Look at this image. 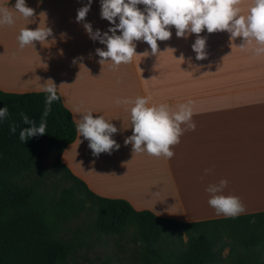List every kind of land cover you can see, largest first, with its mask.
<instances>
[{
  "label": "crops",
  "instance_id": "0c3cea01",
  "mask_svg": "<svg viewBox=\"0 0 264 264\" xmlns=\"http://www.w3.org/2000/svg\"><path fill=\"white\" fill-rule=\"evenodd\" d=\"M88 2L26 0L35 13L25 19L13 8L16 0H0V7L15 17L13 25L0 26V89L44 91L45 84L54 82L74 121L91 111L116 125L113 139L119 149L94 156L89 141L77 133L60 155L97 195L123 198L137 210L191 222L226 217L209 205L211 194L206 191L226 179L222 194L240 197L246 206L242 214L264 211V55L256 56L251 46L242 50V37L231 40L227 31L205 29L200 35L206 38L207 57L197 60L192 49L197 34L177 37L170 26L172 37L158 41V54L146 42H136L138 54L132 62L113 70L110 62L101 65L96 53L106 45L84 28L91 23L93 31L103 33L113 26L101 17V0H92L84 21L76 20L78 9ZM251 4L243 0L242 14ZM25 27H49L52 35L21 49L18 36ZM148 96L150 104L173 108L193 101L197 127L181 136L171 159L134 153L124 143L133 133V105L117 104V99Z\"/></svg>",
  "mask_w": 264,
  "mask_h": 264
},
{
  "label": "trees",
  "instance_id": "16d2710c",
  "mask_svg": "<svg viewBox=\"0 0 264 264\" xmlns=\"http://www.w3.org/2000/svg\"><path fill=\"white\" fill-rule=\"evenodd\" d=\"M46 96L45 91L0 89V108L8 109L7 116L0 119V264L63 262L71 245L57 236V230L84 207L86 200L94 207L97 231L120 234L133 226L144 244L146 258L158 259L160 264H222L226 246L243 251L234 264H264V253H260L264 250V211L186 222L158 216L147 209L137 210L123 198L90 191L60 159L77 135L72 114L61 96L44 117L47 132L21 141L20 131L29 126L23 122L22 114L38 126L46 108ZM12 125L16 126L15 133L10 131ZM52 154L56 155L57 167L80 184L84 194L77 196L64 190L55 199L42 186L21 183L24 173ZM223 236H231L234 245ZM169 237L172 241L166 244L164 240Z\"/></svg>",
  "mask_w": 264,
  "mask_h": 264
},
{
  "label": "clouds",
  "instance_id": "9594fccd",
  "mask_svg": "<svg viewBox=\"0 0 264 264\" xmlns=\"http://www.w3.org/2000/svg\"><path fill=\"white\" fill-rule=\"evenodd\" d=\"M91 3L92 0H89L88 4L78 9L77 22L85 20ZM242 3L243 0H101V17L113 26L103 33L99 29L93 31L91 23H84V28L90 38L106 45V50L97 48L96 53L100 57L99 63L104 65L105 62H110L113 70H117L121 64L132 62L138 54L136 42H146L152 54H158V41L172 37L170 26L175 27L177 37L187 38L193 33L197 34L192 44L197 60L207 57L206 38L200 35L205 29L208 33L227 31L231 40L242 37V50L251 46L249 50L256 56L264 55V0H252L247 14H242ZM139 5L145 6L143 10ZM13 8L25 19L34 17L35 10L27 6L26 0H16ZM14 23L13 11L0 7V26H11ZM118 31L120 34H117ZM51 35L52 29L49 27L22 28L18 36L20 48L34 45L37 41L43 43ZM43 90L47 93L43 117L37 126L34 120L22 114L23 122L29 126L20 131L21 141L27 142L31 137L47 132L44 117L48 116L52 103L58 101L60 96L54 82L45 84ZM150 101V96L137 97L134 101L117 99V104L133 105L130 109L133 133L124 143L131 144L134 153L147 152L155 157L171 159L175 154L172 148L180 143L181 136L186 131H195L197 127L192 119L195 114L193 101L181 103L176 108L166 103L150 104ZM7 114L6 106L0 108V119ZM74 122L79 136L89 141V148L94 156L104 152L111 153L114 148L119 149L120 145L113 139L118 128L103 115L94 117L88 111ZM10 131L15 133L16 126L12 125ZM205 171L207 173L210 170ZM227 185L226 179L209 185L206 188L211 194L208 203L218 215L238 217L246 211V206L240 197L222 194Z\"/></svg>",
  "mask_w": 264,
  "mask_h": 264
},
{
  "label": "rangeland",
  "instance_id": "374dc122",
  "mask_svg": "<svg viewBox=\"0 0 264 264\" xmlns=\"http://www.w3.org/2000/svg\"><path fill=\"white\" fill-rule=\"evenodd\" d=\"M24 185L44 187L49 195L58 199L64 190H71L73 195H82L84 190L56 165V155L52 154L37 161L33 168L20 178ZM79 191H81L79 193ZM95 210L90 201L72 218L60 224L57 236L71 245V251L58 264H160L158 259L146 258L144 244L137 237L135 228L129 226L120 234H103L94 227ZM183 241H186L184 235ZM232 244L231 236H223ZM172 241L171 237L164 242ZM165 245V244H162ZM226 246L222 251V264H234L238 254ZM263 255L264 250L260 251Z\"/></svg>",
  "mask_w": 264,
  "mask_h": 264
}]
</instances>
